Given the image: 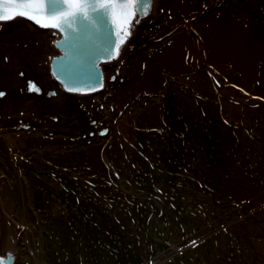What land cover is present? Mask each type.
<instances>
[{
  "label": "rangeland",
  "instance_id": "rangeland-1",
  "mask_svg": "<svg viewBox=\"0 0 264 264\" xmlns=\"http://www.w3.org/2000/svg\"><path fill=\"white\" fill-rule=\"evenodd\" d=\"M152 9L82 96L49 76L52 33L0 25L13 264H264V0Z\"/></svg>",
  "mask_w": 264,
  "mask_h": 264
},
{
  "label": "water",
  "instance_id": "water-1",
  "mask_svg": "<svg viewBox=\"0 0 264 264\" xmlns=\"http://www.w3.org/2000/svg\"><path fill=\"white\" fill-rule=\"evenodd\" d=\"M126 2L134 7V11L131 12V15L127 16V14H119L117 12L111 11L108 8V14L101 15L95 14L94 16L88 15L96 8L88 7L89 13H85L90 20L93 18L94 23L93 26L84 27L83 23L80 21V25L75 24L74 16L69 15L66 23L61 28V33L64 35L60 36V39L54 41V47H57L59 50V56L55 59V62H51V73L53 77L59 82L60 88L67 94L78 95L74 93L73 88H80L79 85L86 83L87 77L90 75V79H92L87 85H90L88 92L81 94L82 95H91L97 92H100L102 89V82L105 79H102L101 66H107L112 61H116L121 55V49L127 43V39L130 37L134 26L137 25V21L140 17H147L150 14L151 8L147 9L149 11L146 12L144 8L141 7V4H144V1L147 2L149 0H100L99 5L103 7L105 2H115L118 5L119 2ZM53 1H46L49 5L47 6L50 10L52 9L54 13L57 5L52 4ZM111 4V3H110ZM144 10L145 14L141 12ZM141 9V11H140ZM28 13H31L28 10ZM141 16L139 17V15ZM135 15L137 18H134ZM58 20L60 21L59 16ZM133 19H135L133 21ZM78 22V21H77ZM133 23V24H132ZM132 24V27H131ZM58 26L47 24L43 27L44 30H52L57 28ZM71 29V30H70ZM70 30V33H66L65 31ZM73 31V32H72ZM53 36L54 33H52ZM70 41V42H68ZM69 45H72L74 48L77 46L79 49V53L83 52L90 53L91 57L87 58V60H77L71 52L73 48H70ZM94 57H93V56ZM85 56H81L83 58ZM72 59L74 61H72ZM88 70L90 73H87L85 70ZM104 77V75H103ZM101 83V84H100ZM35 85V86H34ZM29 89L35 88L36 84L29 82ZM89 91L91 93H89ZM6 259L3 261L0 258V264H10L11 257L6 256Z\"/></svg>",
  "mask_w": 264,
  "mask_h": 264
},
{
  "label": "bare ground",
  "instance_id": "bare-ground-1",
  "mask_svg": "<svg viewBox=\"0 0 264 264\" xmlns=\"http://www.w3.org/2000/svg\"><path fill=\"white\" fill-rule=\"evenodd\" d=\"M47 0H23V2H21V0H0V14L5 15L6 17L11 16V19H6L4 21H0V25H6L11 23L12 21L16 20V19H21L23 20V22H25L26 25L29 26V28L34 32L35 30H33L34 28L40 31H44V26L47 24L50 25H55L58 26L55 29L52 30H47L49 33H54L55 36H53V34H51V37H54L53 39V44L54 41L60 39V36L64 35L61 33L62 30H65L63 28H61L62 26H64V24L66 23V20L68 18L69 15L74 16V20L75 24L80 25V21L83 23L84 27H88V26H93L94 23V19L92 18L91 20L86 16L83 15L85 13H89L90 11L88 10V7L90 8H96V10L94 9L90 14L88 15H95V14H101L102 16L105 14H108V8L111 9V11L117 12L119 14H127V16L131 15V12L134 11V7L131 5V2L129 4H127V1L125 2H119L118 5L115 4V2H105L103 4V7H101L99 5L100 0H88V3L86 4L84 2V0H48V1H53L52 4L53 5H57L55 9V12H53V10L49 9L47 6H49L46 3ZM111 3V4H110ZM94 5V7L92 6ZM154 6V0H149L147 2L144 1V4H141V7L144 8V10L149 11L147 9L151 8ZM141 8V9H142ZM140 9V11H141ZM28 10L31 13H28ZM143 10V9H142ZM144 10L141 12L142 14H145L146 12H144ZM26 13L24 15H20L18 13ZM151 12V11H150ZM60 18V21L58 20V17ZM141 16V14L139 15V17ZM149 17V14L147 17H140L139 20L137 21V25H133L134 28L131 31L130 28L128 31H130L131 35L130 37L127 39V43L124 46V48L121 49V55L119 56V58L116 60L118 61V64L120 62V57L123 56V53L125 52L127 46L129 45V43L131 42V39L134 35V31L136 30V28L138 26H140L141 24H143L147 18ZM134 18H137V16L135 15ZM135 19H133L134 21ZM64 22V23H62ZM133 24V23H132ZM131 24V27H132ZM71 30V29H70ZM70 30L65 31L66 33H70ZM73 32V31H72ZM70 42V41H68ZM54 47V45H53ZM70 48H73L71 50V52H74L75 54H73L76 58L75 61L77 60H87V58L91 57L90 53H81L78 54L80 51L78 50L79 48L77 46H75V48L72 45H69ZM54 50L56 51L55 55H52L49 58V63H48V71L49 74L52 77V80L55 81L57 84H59V82L53 77L51 71V62H55V59L59 56V50L57 47H54ZM78 52V53H77ZM81 56H85L83 58H81ZM93 56V55H92ZM94 57V56H93ZM92 58V57H91ZM72 61H74L72 59ZM116 61H112V62H116ZM87 73H90L87 69L85 70ZM101 73H102V79H105V74H104V65L101 66ZM104 75V77H103ZM90 75L87 77L88 79H86V83L80 84L79 87L80 88H73L74 93L78 94L77 96H80L81 94H84L86 92H88V90H90L89 86L87 84H90L89 82L92 80L89 78ZM101 84V83H100ZM102 88L103 89L105 87V80L102 82ZM89 93H91L89 91ZM1 255V254H0ZM6 256H10L11 257V261L10 264H13V256L9 253L5 254V256H0V258L4 261L6 258Z\"/></svg>",
  "mask_w": 264,
  "mask_h": 264
},
{
  "label": "snow or ice",
  "instance_id": "snow-or-ice-1",
  "mask_svg": "<svg viewBox=\"0 0 264 264\" xmlns=\"http://www.w3.org/2000/svg\"><path fill=\"white\" fill-rule=\"evenodd\" d=\"M21 2H23V0H21ZM62 2H63V0H62ZM84 2L87 4L88 3V0H84ZM93 7H94V5H92ZM18 14H20V15H24V14H26V13H23V12H21V13H18ZM12 17L11 16H8V17H6L5 15H3V14H0V21H4V20H6V19H11ZM62 23H64V22H62ZM30 90H35V88H32V89H30ZM2 96H4V93L3 92H0V97H2Z\"/></svg>",
  "mask_w": 264,
  "mask_h": 264
},
{
  "label": "flooded vegetation",
  "instance_id": "flooded-vegetation-1",
  "mask_svg": "<svg viewBox=\"0 0 264 264\" xmlns=\"http://www.w3.org/2000/svg\"><path fill=\"white\" fill-rule=\"evenodd\" d=\"M37 31H40V30H37ZM48 73H49V71H48ZM49 76H50V78L52 79V77H51V75L49 74ZM55 82V81H54ZM29 83H27V85H28ZM35 86V85H34ZM27 90L29 91V89L27 88ZM38 90V89H37ZM29 93H31V94H36V92L35 91H29Z\"/></svg>",
  "mask_w": 264,
  "mask_h": 264
}]
</instances>
